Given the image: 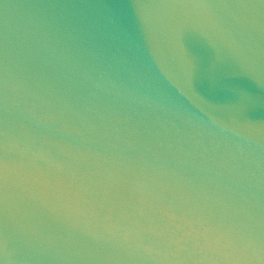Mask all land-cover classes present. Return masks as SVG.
Instances as JSON below:
<instances>
[{"label": "water", "instance_id": "water-1", "mask_svg": "<svg viewBox=\"0 0 264 264\" xmlns=\"http://www.w3.org/2000/svg\"><path fill=\"white\" fill-rule=\"evenodd\" d=\"M0 264H264V0H0Z\"/></svg>", "mask_w": 264, "mask_h": 264}]
</instances>
